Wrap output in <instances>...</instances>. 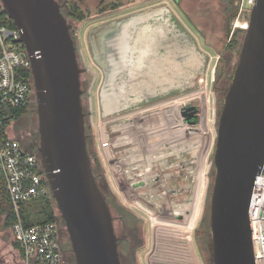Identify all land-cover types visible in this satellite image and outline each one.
<instances>
[{
    "label": "water",
    "instance_id": "95a60500",
    "mask_svg": "<svg viewBox=\"0 0 264 264\" xmlns=\"http://www.w3.org/2000/svg\"><path fill=\"white\" fill-rule=\"evenodd\" d=\"M0 4L30 57L37 151L74 263L121 264L111 209L87 150L71 24L58 0H0ZM249 16L217 118L208 213L213 264H255L248 209L254 178L264 164V0H256ZM132 22L122 18L90 30L92 55L102 68L118 65L116 56L129 29L123 33ZM110 89L104 93L113 97ZM197 111L190 105L181 113L191 125L198 122Z\"/></svg>",
    "mask_w": 264,
    "mask_h": 264
},
{
    "label": "rangeland",
    "instance_id": "374dc122",
    "mask_svg": "<svg viewBox=\"0 0 264 264\" xmlns=\"http://www.w3.org/2000/svg\"><path fill=\"white\" fill-rule=\"evenodd\" d=\"M58 2L66 21L71 24L70 34L74 39L78 66L81 71L80 88L83 91L81 102L88 153L94 148L97 157H99L102 152L99 140L101 126L108 127L118 121L126 119L138 121V117L141 120L148 117L149 122L140 125L144 132V128L149 123L152 124V120L157 119V113H160L161 127L151 128V137L148 139L157 132L158 134L161 132V136H169L174 133L179 136L178 134H181L182 142L186 145L183 150L192 146L191 151L196 146L192 152L197 154L198 160L201 161L202 157L206 156L203 168L199 162V170L196 165L197 171L194 173L193 180L192 177H189V182L191 179L194 185L193 190L191 189L194 197V207L191 206V212L193 213L196 208L193 228H185L182 225L174 236L170 234L172 231L169 230L171 229H167V235L159 239L157 230L154 229L147 216L144 214L142 217V214L135 208L124 206L118 201L117 195L110 190L111 192L107 193V199L113 216L115 234L122 237L121 233L124 228L135 237L144 235L143 249L138 250L136 254L139 260L138 264H213L210 255L211 238L208 221L209 199L215 172L213 150L218 114L238 61L239 48L244 36L243 32L235 33L237 28L232 27L236 17L231 21L230 36L227 38L224 34V26L227 21L224 0H83L81 7L84 19L81 21L68 18L67 7L61 1L58 0ZM102 2L104 4L100 7ZM108 3L114 4L118 8L109 10L108 5L107 8L104 7ZM236 4L237 2H235V6ZM122 18H130L133 22L128 28V34L123 36L122 49L120 47L121 50H118L119 55L116 57L120 59L119 63L115 66L102 68L92 55L88 34L92 28L119 21ZM159 25H166L170 29L171 35L188 44L197 53L201 63L195 69L190 68L192 70L189 69L184 77H177L170 83L157 82L155 87L150 88L143 79H140V75L131 80V74L134 71L130 68L133 62L138 65V56L141 53L133 46L136 43L134 40H136L139 30L144 29L154 33ZM130 34L131 39L129 38ZM168 43L170 42L168 41ZM167 45L162 39L157 47L156 44L142 46L145 50L144 56L154 58L157 53L164 52ZM127 56L135 60L127 63ZM144 64L149 65V62L146 61ZM112 68H114L113 74L111 73ZM200 77L202 78L201 82L198 81ZM106 87H110V90L114 92L113 97L104 95ZM33 99L27 113L20 120H13V132L16 133L21 127L33 128L35 132L37 131L35 96ZM184 104L194 105L198 108L197 118L199 119L196 124L190 125L184 119L185 117L181 113ZM115 109L118 110L117 113L108 114L115 112ZM147 112L148 115H146ZM174 124L178 131L175 130ZM87 128L91 130V139H88ZM22 142L26 145L31 144L30 140L24 138H22ZM206 143L207 145L209 143L211 148L206 150ZM161 150L163 157L169 161L175 159L173 158L175 151L181 152L180 147L165 149L163 146ZM190 156L191 154L188 157ZM100 162L102 165L101 159ZM173 165L168 168V172L174 179V187L178 174L183 171L179 170V166L176 169L175 164ZM98 178L96 180L99 187L103 191H107L104 190L105 185L101 178ZM169 188H171L170 185ZM176 196L179 197V195ZM176 196H173L170 203H168L169 199L167 200L168 205L165 204L167 220H172L173 215L168 208L176 206V204L172 205L178 199ZM115 200L118 201V205L123 207L122 209L113 203ZM54 209H56L55 205ZM128 209L130 212L127 211ZM56 213L60 218V226H64L59 211L56 210ZM166 228L174 227L167 224ZM65 240L67 242L61 243L66 251L69 264H72L74 259L68 234ZM12 241L10 227H4L0 223V264H30L22 260L19 252L13 247ZM136 248L137 246L132 245L130 249L129 241L120 242L118 249L123 255L121 256V258L123 257L122 264H137V257L134 256Z\"/></svg>",
    "mask_w": 264,
    "mask_h": 264
},
{
    "label": "built area",
    "instance_id": "2783aa9c",
    "mask_svg": "<svg viewBox=\"0 0 264 264\" xmlns=\"http://www.w3.org/2000/svg\"><path fill=\"white\" fill-rule=\"evenodd\" d=\"M255 2L238 1L233 28L244 31L248 27L249 12ZM18 36L16 27L0 25V223L3 225L7 220L8 212L4 208L8 204L12 212L8 227L13 240L20 244L24 262L69 264L61 243L59 216L41 224H25L21 218L20 206L23 201L40 195L51 196V192L37 146L30 148L12 130L14 111L20 106L29 107L35 96L32 78L26 74L30 72V57L24 44L17 40ZM252 186L248 220L253 254L255 264H264V164ZM194 218L189 222L182 221L181 225L193 228Z\"/></svg>",
    "mask_w": 264,
    "mask_h": 264
},
{
    "label": "crops",
    "instance_id": "0c3cea01",
    "mask_svg": "<svg viewBox=\"0 0 264 264\" xmlns=\"http://www.w3.org/2000/svg\"><path fill=\"white\" fill-rule=\"evenodd\" d=\"M157 117H160V113H157ZM138 118V121L127 119L112 123L108 127L101 126L99 140L102 152L99 157L109 189L117 195L118 201L124 206L135 208L142 214V217L145 214L154 229L157 230L160 239L167 235V224L179 228L182 221L189 222L194 218L196 208L193 213L191 212V206L194 207V197L191 193L194 185L191 179V183L189 182V177H192L193 180L194 173L197 171L196 165L198 170L200 164L203 168L206 156L204 155L199 161L197 154L192 152L196 146L191 151L192 146L183 150L186 145L182 142L181 134H178L180 137L176 136L175 133L169 136H161V132L159 134L157 132L148 139L151 137L150 129L155 128L156 125L153 124L154 121L152 120V124L149 123L144 128V133L140 125L148 123V117L144 120ZM174 126L176 130V124ZM210 144L207 145L206 143V147H203L207 150L211 148ZM163 146L165 149L180 147L181 152L175 151L173 156L175 159L169 161L162 155ZM206 152L205 154H207ZM190 154L191 156L188 157ZM173 164H175L176 169L179 166V170L183 171L178 174L174 187V179L168 172V168L173 167ZM173 196L178 197L176 203H172V205L176 204L174 206L176 208H168L173 216L172 220H167L165 204L168 205L174 198Z\"/></svg>",
    "mask_w": 264,
    "mask_h": 264
},
{
    "label": "trees",
    "instance_id": "16d2710c",
    "mask_svg": "<svg viewBox=\"0 0 264 264\" xmlns=\"http://www.w3.org/2000/svg\"><path fill=\"white\" fill-rule=\"evenodd\" d=\"M59 1H61L63 3V5H65L67 7V14L66 15L68 18L70 17L71 19L77 20V21H81L84 19L83 10L81 7L83 0H59ZM224 1L226 2V17H227V21H226L225 26H224V34L228 38L230 36L229 33H230V29H231V21L236 17L237 11H238V4H236V6H235V2L238 3L239 0H224ZM100 4H101L100 5V7H101L102 4H104V3L102 2ZM106 6L110 7L109 10H113L115 8H118L116 5L110 4V3L104 5V7H106ZM1 24H4L10 28H15L14 23L11 21V19H9L7 17L5 11L0 7V25ZM239 32H244V31L240 28L236 29L235 33H239ZM26 74L28 75V78H32V75L30 74L29 71H27ZM216 79H217V77H216ZM28 110H29L28 106L18 107L14 111L15 119L20 118L21 115L27 113ZM87 132H88L87 136H89L88 137V139H89L91 136L90 128H87ZM91 143H92V141H91ZM92 147H93V144H92ZM30 148H35V145H30ZM88 154H89V157L91 158V165H92L93 174L95 175L96 178H98V177L101 178L102 182L105 185L104 190H107V185L105 184V179H104V174H103V169L101 166L100 158L97 157L94 148H92V150ZM100 189H101V187H100ZM101 191H103V189H101ZM108 191L110 192V190L103 191L105 198L107 200V203H108V199H107L108 198V196H107ZM113 203L117 204V206L119 208H121V209L123 208L120 205H118L117 200L113 201ZM54 205H55V203H54V201L50 195H40V197H34V198L29 199V200L23 201V203L20 206L21 218H22L23 223H25V224H41L44 222L55 220L58 217V215L56 213V210H58V209H54ZM117 206H116V208H117ZM4 211L8 212V217H7L6 222L3 224V226L8 227L10 224V221L12 219V212H11L8 204H6ZM167 229H171L169 231H172V232H170V234H173V236L176 235L179 231L178 227L177 228H167ZM196 230H197V228H196ZM12 244H13V247L19 252L20 257L22 258L23 255H22V249L20 247V244H18V242L15 240L12 241ZM138 249L139 248H136L134 251V256H136V257H137L136 254L138 252ZM119 258H120V252H119ZM137 261H138V257L136 259V262ZM121 264H122V262H121Z\"/></svg>",
    "mask_w": 264,
    "mask_h": 264
},
{
    "label": "bare ground",
    "instance_id": "6f19581e",
    "mask_svg": "<svg viewBox=\"0 0 264 264\" xmlns=\"http://www.w3.org/2000/svg\"><path fill=\"white\" fill-rule=\"evenodd\" d=\"M158 28L155 29V32L141 29L136 34V43L133 46L134 49H138L141 51L139 57L138 65H135L133 62L135 59L127 56V63L133 62L131 66V70L134 71L131 74V80H134L136 77L138 78L140 75V79L144 80L148 87H155L157 82H172L173 79L177 77L186 76L187 71L192 68L195 69L201 63L199 56L196 52L193 51L188 44L184 43L181 40L176 39V36L171 35L170 29L166 25H159ZM127 27H125L126 32ZM122 35V36H123ZM131 39V34L129 35ZM162 39L168 44L165 46L164 52L160 54L157 53V56L154 58L144 56L145 50L142 46H153L160 43ZM168 41L170 43H168ZM145 58V59H144ZM148 61L149 65H145L144 63ZM157 65L158 73H154V67ZM190 69V70H192ZM198 81H202L200 77ZM107 95V92L104 93ZM190 226V224H189ZM188 228V227H187Z\"/></svg>",
    "mask_w": 264,
    "mask_h": 264
},
{
    "label": "flooded vegetation",
    "instance_id": "af4514ba",
    "mask_svg": "<svg viewBox=\"0 0 264 264\" xmlns=\"http://www.w3.org/2000/svg\"><path fill=\"white\" fill-rule=\"evenodd\" d=\"M154 70L155 72L154 73H158V70H157V65H155L154 67ZM81 72V71H80ZM26 114V113H25ZM25 114L21 115V117H23ZM18 118L17 120H20L21 119ZM199 118H197L198 120ZM127 120V119H126ZM154 121V120H153ZM156 121V122H155ZM155 121L153 122V124H155L157 126H161V121H160V117H157V119H155ZM15 135H17L19 138H24L25 140H30L31 144L30 145H35L37 146V143H38V133L37 131L35 132V130L33 128H27V127H24V128H20L19 130L16 131V133L14 132ZM36 136V137H35ZM104 174V173H103ZM104 179H105V184L107 185V190H110L109 189V184L107 183V180L105 178V174H104ZM111 192V191H110ZM128 212H130V210L128 209L127 210ZM121 218V216H119ZM135 218H137V216H135ZM138 219V218H137ZM121 223L123 224V222L121 221ZM124 225V224H123ZM59 226H60V223H59ZM60 229H61V238H62V242L63 241H66L65 239L67 238V234H66V229H65V226H60ZM131 232H129L128 230L125 231V229L123 228L122 230V233H121V236L122 237H118L116 235V238H117V241H118V247L120 245V242H126V241H129V244H130V249L132 247V245L134 246H137V248H139L138 250H142L143 249V246H144V243H145V237L144 235L143 236H138V237H135V235H131L130 234ZM65 238V239H64ZM67 242V241H66ZM131 242V243H130ZM65 250V249H64ZM122 253L120 252V258H121ZM123 258V257H122ZM121 258V262L123 261V259ZM125 259V258H124ZM139 263V260L137 261V264ZM72 264H75V263H72Z\"/></svg>",
    "mask_w": 264,
    "mask_h": 264
}]
</instances>
